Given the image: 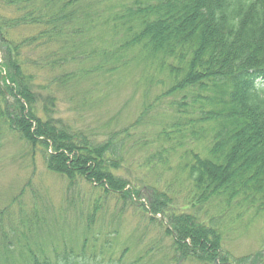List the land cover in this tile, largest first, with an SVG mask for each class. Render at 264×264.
Returning <instances> with one entry per match:
<instances>
[{
    "label": "trees",
    "instance_id": "trees-1",
    "mask_svg": "<svg viewBox=\"0 0 264 264\" xmlns=\"http://www.w3.org/2000/svg\"><path fill=\"white\" fill-rule=\"evenodd\" d=\"M0 10V138L16 135L69 186L96 193L77 248L63 242L50 257L47 243L0 230L2 251L27 245L14 263L98 264L110 243L88 231L102 197L135 206L146 190L177 264H264V243L242 255L224 245L236 221L264 220V0H0ZM124 76L141 91L132 121L111 116L96 131L56 116L60 100L82 115Z\"/></svg>",
    "mask_w": 264,
    "mask_h": 264
},
{
    "label": "rangeland",
    "instance_id": "rangeland-1",
    "mask_svg": "<svg viewBox=\"0 0 264 264\" xmlns=\"http://www.w3.org/2000/svg\"><path fill=\"white\" fill-rule=\"evenodd\" d=\"M3 13L7 8H3ZM0 12H2L0 10ZM2 54L0 51V62ZM40 79L46 73L39 72ZM132 81L125 76L118 78L108 95L96 101L94 106L83 108L84 113L75 111L67 101L60 100L56 116L67 120L77 128L85 126L91 130H108L101 128L103 122L113 117V123L119 125L132 121L140 109L141 91L135 90ZM155 91V90H154ZM132 183L133 173H122ZM172 172L162 175L164 185L172 180ZM153 173H146V182H150ZM68 181L61 175L46 169L40 153H29L26 144L14 134L2 135L0 138V230L13 234L12 227L25 236L31 248L37 249L33 243H47L45 253L50 257L53 252L62 249L63 242L79 247L84 238L83 230L85 214L89 201L96 195L94 188L80 181L76 186H67ZM136 189H140L137 187ZM141 190V189H140ZM182 193L176 200L178 205L184 203ZM135 206L124 204L116 194L102 197L103 208L95 225L88 231L92 237L99 233L97 246L105 245L103 259L98 264H177L171 249L172 237L166 233L169 227L163 213L151 215L144 209H149V196L146 190H141L138 198H133ZM132 199V200H133ZM82 210L83 219H79ZM229 219L233 220L229 217ZM117 229L114 233L112 230ZM224 245L237 255L254 253L264 243V220L258 218L249 223L244 217L236 221L225 233ZM106 238V239H105ZM20 241L21 245H26ZM128 248L117 261L123 248ZM19 246L13 251H2L0 244V264H16L28 257L27 245ZM91 254V250H88ZM6 258L7 262H3ZM180 264H199L191 260H182Z\"/></svg>",
    "mask_w": 264,
    "mask_h": 264
}]
</instances>
